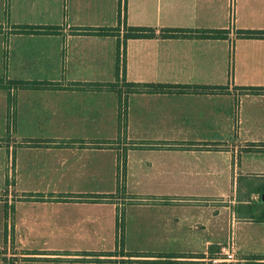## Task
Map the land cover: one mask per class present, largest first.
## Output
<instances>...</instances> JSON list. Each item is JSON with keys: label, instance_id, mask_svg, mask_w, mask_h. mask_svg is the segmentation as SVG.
Segmentation results:
<instances>
[{"label": "crops", "instance_id": "crops-1", "mask_svg": "<svg viewBox=\"0 0 264 264\" xmlns=\"http://www.w3.org/2000/svg\"><path fill=\"white\" fill-rule=\"evenodd\" d=\"M131 26L156 36L121 44L120 79L173 90L93 87L117 81L118 37L101 29L118 28L121 39ZM166 29L223 33L160 37ZM263 31L264 0H0V79L59 86L0 88V140L15 136L23 151L34 150L24 154L34 157L27 172L42 189L89 185L106 196L34 202L91 213L124 207L122 248L32 255L50 263L209 264L233 240L238 264H264V198L256 193L264 180V90H251L264 88ZM202 86L209 89L180 90ZM11 150L9 172L20 168ZM119 176L132 197H107ZM36 229L75 231L50 220Z\"/></svg>", "mask_w": 264, "mask_h": 264}, {"label": "rangeland", "instance_id": "rangeland-1", "mask_svg": "<svg viewBox=\"0 0 264 264\" xmlns=\"http://www.w3.org/2000/svg\"><path fill=\"white\" fill-rule=\"evenodd\" d=\"M67 12L65 11L64 15ZM43 30V29H38ZM7 129V128H6ZM5 129V133H8ZM12 128H10L11 133ZM1 131V128H0ZM16 135V134H15ZM1 139L0 140V264H86L85 261H66L61 259L53 260L50 263L47 260L39 259L32 255L40 253L48 249H63L64 253L72 251V249L86 253L84 250L108 251L110 249H120L123 247V210L121 206L116 210L112 209L108 204L98 207L95 213L83 211L74 206L71 211V205L59 207H42L34 202V199L51 198L53 196H74L75 198H101L102 192L92 190L89 185L80 187L85 191L73 192L70 190H61L60 188L42 189L44 185L37 186L33 184L35 175L30 174V161L24 154H30L32 150L23 151L26 148L22 145L23 140L18 138ZM8 145L11 146V154L14 155L16 161H19L20 168H10L7 166L8 161ZM44 149L37 151L38 161L41 160V154ZM31 151V152H30ZM34 159V157H32ZM33 161V160H32ZM118 182L119 178H115ZM111 193L107 197H117L119 199L129 198L132 194L130 191H124L121 184L115 182L114 185L107 186ZM42 189V190H41ZM53 189H58L55 191ZM72 189V188H71ZM106 190V191H108ZM65 194V195H60ZM67 194V195H66ZM100 195V196H99ZM126 195V196H123ZM130 195V196H127ZM132 197V196H131ZM6 198L10 204H6ZM55 211V212H53ZM115 211V213H113ZM55 218H51L52 216ZM66 215L69 217L66 218ZM85 217H89L85 221ZM99 218L95 223L92 219ZM54 221L57 226L65 229L66 225L71 224L75 227V231L69 236L60 235L57 231L51 234H41L36 227L40 221ZM80 227L81 234L76 233V229ZM87 230V232H86ZM130 242V240H128ZM6 250L11 251L12 255H8ZM26 254V256H25ZM25 256V257H24Z\"/></svg>", "mask_w": 264, "mask_h": 264}, {"label": "trees", "instance_id": "trees-1", "mask_svg": "<svg viewBox=\"0 0 264 264\" xmlns=\"http://www.w3.org/2000/svg\"><path fill=\"white\" fill-rule=\"evenodd\" d=\"M120 23V22H119ZM23 30H27L28 32L34 31L35 29H47V27H32V26H25L22 27ZM119 29L117 28H108V29H101L103 33L101 34H110V35H116L118 37V43H117V67H116V82L115 83H105V84H93V87L96 89L100 88H106L110 90H115L118 93H121V90H132V91H143V90H173L175 87L170 86L167 84H154V83H133V82H126L124 77L120 79L119 77V49L121 47V44L124 45L126 40L128 39H143V38H153L156 36L155 29L150 27H126L124 28V33L122 35V38H119ZM210 32H199L194 33L191 31H185V30H170L166 29L163 30L160 33V37L162 38H179V37H198V38H218L222 37V31H212ZM258 34H261L259 37H264V31L263 32H257ZM248 35V34H246ZM124 66V64H123ZM122 72L124 73V67L122 68ZM0 88H5L7 90L14 89H30V88H53L57 89L59 86L55 84H41V83H29V82H22V81H11L7 84L3 82L2 79H0ZM215 88V87H213ZM207 90L209 88L202 86V87H196V88H190V87H184L180 90ZM251 90H264V88H256ZM258 194V198L261 201L264 198V180L259 185L258 190L256 191ZM258 221H264V211L261 212L258 216ZM211 255L213 253L211 252ZM218 254H216L217 256ZM209 264H215L210 262ZM217 264H225V263H217Z\"/></svg>", "mask_w": 264, "mask_h": 264}, {"label": "built area", "instance_id": "built-area-1", "mask_svg": "<svg viewBox=\"0 0 264 264\" xmlns=\"http://www.w3.org/2000/svg\"><path fill=\"white\" fill-rule=\"evenodd\" d=\"M232 7V5H231ZM212 263L238 264V260L234 253V242L230 240L227 244L222 246L220 253L211 258Z\"/></svg>", "mask_w": 264, "mask_h": 264}]
</instances>
